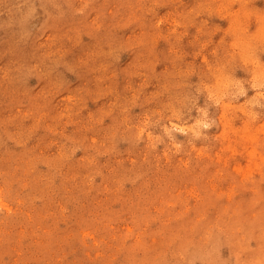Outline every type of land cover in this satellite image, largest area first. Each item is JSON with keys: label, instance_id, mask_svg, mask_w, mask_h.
I'll use <instances>...</instances> for the list:
<instances>
[{"label": "rangeland", "instance_id": "1", "mask_svg": "<svg viewBox=\"0 0 264 264\" xmlns=\"http://www.w3.org/2000/svg\"><path fill=\"white\" fill-rule=\"evenodd\" d=\"M0 264H264V0H0Z\"/></svg>", "mask_w": 264, "mask_h": 264}]
</instances>
